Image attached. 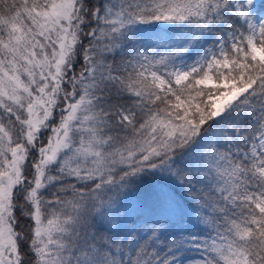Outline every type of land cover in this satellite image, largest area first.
I'll list each match as a JSON object with an SVG mask.
<instances>
[{
	"label": "snow or ice",
	"instance_id": "snow-or-ice-1",
	"mask_svg": "<svg viewBox=\"0 0 264 264\" xmlns=\"http://www.w3.org/2000/svg\"><path fill=\"white\" fill-rule=\"evenodd\" d=\"M0 264H264V0H0Z\"/></svg>",
	"mask_w": 264,
	"mask_h": 264
}]
</instances>
